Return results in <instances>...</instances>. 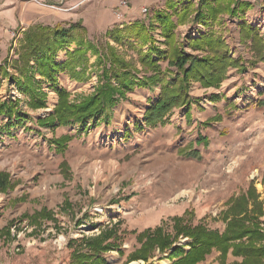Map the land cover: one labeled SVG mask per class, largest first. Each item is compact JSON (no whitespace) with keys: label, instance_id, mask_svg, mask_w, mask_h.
Wrapping results in <instances>:
<instances>
[{"label":"rangeland","instance_id":"rangeland-1","mask_svg":"<svg viewBox=\"0 0 264 264\" xmlns=\"http://www.w3.org/2000/svg\"><path fill=\"white\" fill-rule=\"evenodd\" d=\"M240 1L250 3L247 10L264 3L233 0L230 5ZM119 2L0 0V51L5 43L7 51L0 60V172L8 179L6 190L0 189V264H73L76 252L92 253L85 240L115 231L123 232V242L120 250L100 254L106 264H156L162 259L175 264L185 253L173 252V246L146 251L137 234L160 225L169 239L183 225L222 232L231 198L249 189L254 195L249 207L254 200L261 202V212H255L261 213L264 228V58L253 62L251 39L241 31L245 22L264 37V21L261 27L239 21L247 10L237 16L220 14L211 26L189 15L175 29L187 53L204 55L185 42L212 31L240 64L227 66L210 85L191 82L187 95L148 124L147 109L164 88L177 93V84L165 73V60L160 61L163 70L141 84L154 72L138 61L140 42L128 37L114 42L108 32L141 21L154 43L165 48L153 14L165 8L166 0H128L127 7ZM78 20L84 30L69 45L72 55L56 52L57 60L68 58L70 63L54 73V81L18 69L16 59L29 28ZM107 43L133 63L135 80L120 86L111 103L100 104L102 85L110 81L119 86L109 72ZM141 47L146 51L148 44ZM30 80L31 88L23 86ZM61 103L72 115L91 107L99 110L62 123L56 114ZM191 241L180 235L174 244L187 251ZM131 254L148 258L127 262ZM242 260L231 250L222 256L212 248L195 264ZM83 264L97 263L92 257Z\"/></svg>","mask_w":264,"mask_h":264},{"label":"trees","instance_id":"trees-1","mask_svg":"<svg viewBox=\"0 0 264 264\" xmlns=\"http://www.w3.org/2000/svg\"><path fill=\"white\" fill-rule=\"evenodd\" d=\"M233 0H199L195 5L192 0H166L165 8L154 12L153 20L157 22L161 29V42L165 48H160L154 43V37L150 32V28L141 21H136L125 25L124 28L115 27L109 30V36L114 42H120L124 37L136 38L140 42L138 48V61L143 68L152 70L153 76H147L141 81H152L151 78L158 75L162 69L160 61L167 62L165 73L170 74L177 84L176 92L171 93L165 88L161 91L159 98L147 109L145 113V121L148 124L159 120L171 107L175 106L181 95H187L189 85L193 81H203L206 85L219 81L220 74L229 65L240 64V58H233L229 54L226 42L221 36H217L214 32L209 31L201 34L196 38H188L186 44L192 50L205 52L204 55H194L187 53L183 48V43L176 38L175 29L179 24L186 22L189 15H193L195 20L203 21L205 25L211 26L219 20V15L228 13L237 16L246 11L251 5L249 2H235L233 6L230 4ZM175 17V19H173ZM84 30L81 21L71 22L67 25H37L29 28L23 35L22 50L18 54L20 70L30 69L38 72L41 77H45L48 81H54V73L65 68L70 63L67 58L64 61L56 59V52L66 51L72 55L69 45L74 41L76 32ZM241 31L245 38L251 39V49L253 57L257 60L264 58V37L261 36L256 29L241 23ZM148 44L146 51L142 50V45ZM107 57L110 62V74L118 83V87L111 84H104L100 87V96L97 103L109 104L113 101V94L120 86L129 87V83L135 80L132 70L135 68L133 63L126 60L119 54L115 47L106 44ZM30 60H33L34 66H29ZM15 66V67H16ZM241 66V65H240ZM173 67L175 70H171ZM2 67H0L1 69ZM32 87L31 80L23 86ZM61 98L64 97V91L60 92ZM94 96V95H93ZM93 96L91 98H93ZM104 100V102H102ZM2 108L5 106L1 104ZM82 106H77L81 108ZM76 109V110H77ZM99 108L91 107L86 110H80L77 114H69L71 111L64 106V103L58 104L56 114L59 121L65 123L71 118L74 120H82L85 116H91L93 112ZM10 113H7L9 116ZM69 114V115H67ZM8 179L5 173L0 172V189L6 190ZM248 190V193H241L231 198V202L227 209V223L222 232L216 230H206L201 226L183 225L176 228V236L170 238L164 232V226L160 225L154 229H144L137 234V239L143 242L142 249L149 251L158 247L160 250H167L172 247L173 252L178 250V254H183L177 263L179 264H195L203 260L212 248L220 251L225 256L229 250L234 255L241 256L243 260L240 264H260L264 262V228L260 226L259 216L261 213V202L255 201L249 207V199L254 196ZM260 203V205H259ZM258 207V208H257ZM43 211H41L42 213ZM40 213V212H37ZM37 213L35 215H37ZM40 213V214H41ZM33 215L32 217H35ZM176 224H174L175 228ZM132 233L134 231H131ZM121 233L123 232H101L93 241L85 240L83 243L90 250L91 254L76 252L73 264H83L89 258H94L97 264H106L100 256L101 253L109 249H119L123 242ZM187 236L192 241L188 244L189 250L184 251V246L175 245L174 242L178 236ZM111 238L110 242L101 244ZM85 238H83L84 240ZM92 241V243H91ZM174 244V245H173ZM142 257L147 259L148 255L131 254L128 261ZM165 258V257H164ZM163 260V259H162ZM175 263V264H177Z\"/></svg>","mask_w":264,"mask_h":264},{"label":"crops","instance_id":"crops-1","mask_svg":"<svg viewBox=\"0 0 264 264\" xmlns=\"http://www.w3.org/2000/svg\"><path fill=\"white\" fill-rule=\"evenodd\" d=\"M255 8H259L260 12H262V10H264V3L263 4L258 3V5H254L253 8L247 10L244 13L243 18H238L239 21L242 22L243 20H246L251 25L256 23L257 26L261 27V25H263L264 15H262V13H260V12L255 13L256 12V11H254ZM254 20H255V22H253ZM6 56H7V51H6V43H5L4 50L2 52L0 51V60L5 58ZM258 71H261V70L258 69Z\"/></svg>","mask_w":264,"mask_h":264},{"label":"built area","instance_id":"built-area-1","mask_svg":"<svg viewBox=\"0 0 264 264\" xmlns=\"http://www.w3.org/2000/svg\"><path fill=\"white\" fill-rule=\"evenodd\" d=\"M127 4H128V0H120V2H119V5H121L123 7H127ZM142 11L143 12H147V8L146 7H143L142 8Z\"/></svg>","mask_w":264,"mask_h":264},{"label":"bare ground","instance_id":"bare-ground-1","mask_svg":"<svg viewBox=\"0 0 264 264\" xmlns=\"http://www.w3.org/2000/svg\"><path fill=\"white\" fill-rule=\"evenodd\" d=\"M132 264H137V263H132ZM156 264H166V260L165 259L160 260Z\"/></svg>","mask_w":264,"mask_h":264}]
</instances>
